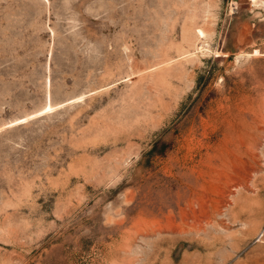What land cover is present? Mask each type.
<instances>
[{"label": "rangeland", "instance_id": "374dc122", "mask_svg": "<svg viewBox=\"0 0 264 264\" xmlns=\"http://www.w3.org/2000/svg\"><path fill=\"white\" fill-rule=\"evenodd\" d=\"M0 264H264V0H0Z\"/></svg>", "mask_w": 264, "mask_h": 264}]
</instances>
